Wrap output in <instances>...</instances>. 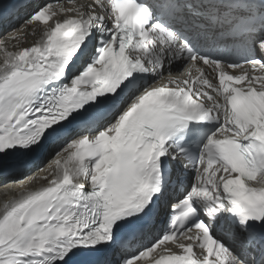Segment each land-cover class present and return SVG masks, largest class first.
Instances as JSON below:
<instances>
[{
	"label": "snow or ice",
	"instance_id": "1",
	"mask_svg": "<svg viewBox=\"0 0 264 264\" xmlns=\"http://www.w3.org/2000/svg\"><path fill=\"white\" fill-rule=\"evenodd\" d=\"M22 10L0 163L59 147L11 181L0 264H264V0H0V21Z\"/></svg>",
	"mask_w": 264,
	"mask_h": 264
},
{
	"label": "bare ground",
	"instance_id": "2",
	"mask_svg": "<svg viewBox=\"0 0 264 264\" xmlns=\"http://www.w3.org/2000/svg\"><path fill=\"white\" fill-rule=\"evenodd\" d=\"M10 20H4V21H0V30H1V34L2 37H5L8 35L9 32H6V25L7 23H9ZM21 24L19 23H16L15 24V27H20ZM10 29V28H9ZM25 31H29V26L25 25V28H24ZM13 35H20L19 33H13ZM29 39V42H31V40L33 39V37L29 36L28 37ZM12 43L11 41H9V48L11 49L12 47ZM24 46H27V45H24ZM54 151H43L42 152V158L40 159V163H39V167H44V170L43 171H40L37 173V176L38 177H43L45 175H48L52 170H53V165H49L48 162L52 159V154H53ZM45 165H48L47 167H45ZM38 165L36 164L31 170H30V173L32 171H35L36 170V167ZM29 173V174H30ZM22 175V174H21ZM20 176H14V177H11V180H19V179H22L23 177ZM28 175V174H27ZM21 177V178H20ZM45 183L44 180L42 179H37V180H34V181H31V182H28V181H25V187H28V188H35V187H39V186H42L43 184ZM9 185L8 188H0V206L3 205L4 202H6L7 200L11 199L12 197L16 196L19 194V192L21 191V187L19 185H15V184H12L11 181L9 183H7ZM3 185V184H2Z\"/></svg>",
	"mask_w": 264,
	"mask_h": 264
}]
</instances>
